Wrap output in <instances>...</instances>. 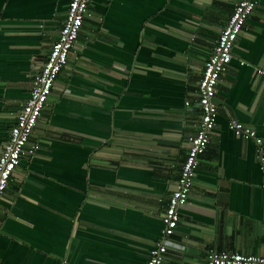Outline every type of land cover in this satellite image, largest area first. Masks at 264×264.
Masks as SVG:
<instances>
[{
	"label": "crops",
	"instance_id": "1",
	"mask_svg": "<svg viewBox=\"0 0 264 264\" xmlns=\"http://www.w3.org/2000/svg\"><path fill=\"white\" fill-rule=\"evenodd\" d=\"M238 0H92L0 199V264H148L197 133L198 85ZM70 0H0V156ZM242 62H245L244 64ZM264 0L218 84L219 116L163 264L264 256ZM189 102V104H187Z\"/></svg>",
	"mask_w": 264,
	"mask_h": 264
},
{
	"label": "built area",
	"instance_id": "2",
	"mask_svg": "<svg viewBox=\"0 0 264 264\" xmlns=\"http://www.w3.org/2000/svg\"><path fill=\"white\" fill-rule=\"evenodd\" d=\"M91 1L70 0L60 34L53 43L42 70L32 80L30 97L22 110L17 113L16 121L0 156V199L6 192L22 158L25 155L34 157L40 148L38 143L31 141V137L47 105L53 86L62 69L67 65L70 53L78 41L85 20L90 13ZM259 3L260 0L237 1L229 21L221 30L211 56L206 61L198 85L199 105L202 110L199 129L189 138L190 145L180 171L178 188L169 198L163 216L165 226L163 236L151 250L148 264H163L168 249L178 246L173 236L180 221V208L189 200L201 156L209 146L218 121L219 106L216 102L218 84L222 74L233 60L236 41ZM258 71L264 75V68H259ZM229 127L237 136L255 143L256 154L263 174L262 187L264 188L263 138L255 129L234 118L230 120ZM207 259L209 264H264L262 255L220 252L214 249L208 250Z\"/></svg>",
	"mask_w": 264,
	"mask_h": 264
},
{
	"label": "trees",
	"instance_id": "3",
	"mask_svg": "<svg viewBox=\"0 0 264 264\" xmlns=\"http://www.w3.org/2000/svg\"><path fill=\"white\" fill-rule=\"evenodd\" d=\"M91 5V4H90Z\"/></svg>",
	"mask_w": 264,
	"mask_h": 264
}]
</instances>
